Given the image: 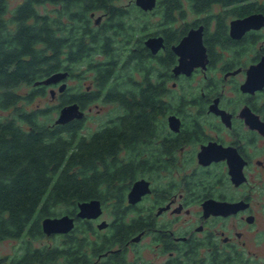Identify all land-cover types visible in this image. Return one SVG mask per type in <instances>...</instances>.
<instances>
[{"label": "flooded vegetation", "instance_id": "obj_1", "mask_svg": "<svg viewBox=\"0 0 264 264\" xmlns=\"http://www.w3.org/2000/svg\"><path fill=\"white\" fill-rule=\"evenodd\" d=\"M66 1L54 3L56 52L65 65L54 72H67L64 82L74 83L57 91H70L67 104L84 113L71 122L82 124L93 107L119 112L83 135L118 128L120 169L102 170L119 179L102 186L112 192L98 200L101 215L106 206L122 214L112 210L98 229L101 215L82 219L77 207L67 214L71 230L50 235L41 219L39 239L58 243L39 246V264H76V256L83 257L78 264H92V245L111 236L113 222L117 241L98 263L264 264V0H155L149 10L114 0L125 13L112 21L104 10H65ZM191 32L180 53L195 64L176 72L181 56L174 48ZM156 38L161 46L153 50L147 41ZM139 118L145 121L138 126ZM128 123L138 130L128 132ZM139 181L146 186L131 203ZM23 256L0 257V264Z\"/></svg>", "mask_w": 264, "mask_h": 264}, {"label": "trees", "instance_id": "obj_2", "mask_svg": "<svg viewBox=\"0 0 264 264\" xmlns=\"http://www.w3.org/2000/svg\"><path fill=\"white\" fill-rule=\"evenodd\" d=\"M113 1L67 0L63 9L72 5L82 12L104 10L112 16L110 21L118 20L125 12L111 5ZM55 2L23 0L9 21L14 26L11 30L5 18L7 0H0V239L39 237L41 219L73 215L79 202L104 201L103 196L112 191L102 190V186H114L119 179L102 170L103 165L120 169L115 156L121 135L116 125L87 137L80 133V121L65 125L41 122L51 108L30 107L35 98L45 96L47 87L33 83L65 66L57 57L54 22L48 19L49 14H36L37 5ZM106 33H101L105 41ZM91 44H99L93 35ZM25 87L29 89L23 92ZM59 101L54 110L70 102L68 93H62ZM137 121L139 126L145 120ZM126 130L135 133L138 128L128 123ZM112 210L116 217L122 214L119 207ZM112 228L111 236L94 241L92 264H108L95 259L117 241L116 223ZM91 231L99 234L94 227ZM82 258L76 256V264ZM16 263L39 264V248L28 247Z\"/></svg>", "mask_w": 264, "mask_h": 264}, {"label": "water", "instance_id": "obj_3", "mask_svg": "<svg viewBox=\"0 0 264 264\" xmlns=\"http://www.w3.org/2000/svg\"><path fill=\"white\" fill-rule=\"evenodd\" d=\"M135 2L144 10L151 9L155 4V0H135ZM98 20L99 17L97 18L96 22H98ZM195 33L196 32H191L188 37L184 38L181 43L176 48H174V50L181 56L180 65L179 67H177L178 69H175L176 72L184 71L187 69L190 70V68L195 64L193 62H187L185 60L187 56H184L180 53L181 50L186 47L187 43L194 38ZM196 40L201 44V36L197 37ZM147 44L151 46L153 50H156L157 48H159V46H161V38L150 39L149 41H147ZM202 51H204L203 47ZM66 77L67 72H53L50 75L35 81L33 83V86H50L61 82L60 86L58 87V91L61 93L66 88V84L64 82ZM55 93L56 92L54 89L49 90L51 98L54 97ZM83 116L84 113L79 109L76 103L65 104L58 110L57 117L54 119L53 124L65 125L67 123H70L74 119L80 120L83 118ZM145 186L146 183L142 181L135 182L128 194L129 202L133 203L135 201L136 196H139L140 192L145 188ZM77 207V217L82 219H96L102 213L101 204L98 199H91L89 201L79 202L77 204ZM41 226L43 232L47 235L53 233H67L73 227V219L67 214L61 215L59 217H45L42 219ZM105 227H107V223L104 220L100 221L97 225L98 229H103Z\"/></svg>", "mask_w": 264, "mask_h": 264}, {"label": "rangeland", "instance_id": "obj_4", "mask_svg": "<svg viewBox=\"0 0 264 264\" xmlns=\"http://www.w3.org/2000/svg\"><path fill=\"white\" fill-rule=\"evenodd\" d=\"M23 0H7V12L5 18L7 19L8 27L12 30L13 23L9 22L14 10L17 8L19 4H21ZM129 0H119L118 4H127ZM132 8H130L131 10ZM37 12L43 16V14H49L48 19L54 21L57 17V13L54 15L55 10V4L50 3H44L36 6ZM100 12H97L99 14ZM9 19V20H8ZM192 18L188 17L187 21H190ZM157 20V16L155 17V22ZM67 84V87L72 85L74 82L67 80L65 81ZM88 82V80H86ZM53 88L56 91V96L51 98L49 94V89ZM57 86L53 87H46V93L45 96H39L35 98L33 104L30 106L31 108H39V109H47V107H50L51 109L48 110V114L45 117H41V122H53L54 119L57 117L58 111L54 110L53 107L55 105H58L60 103L59 97L60 94L57 91ZM29 88L25 87L23 88V92H26ZM69 93L70 91L66 90L65 93ZM98 110V111H97ZM119 113V112H118ZM116 109L114 107H93L91 110V113L87 115L86 119L83 121L81 125V134H88L89 132H92L96 128H98L102 123L106 121L108 117H114L116 114ZM8 114V113H7ZM10 114V113H9ZM113 217L112 210L105 207L103 214L98 219V221L94 222V225H96L97 222H99L101 219H105L106 221L110 222ZM98 232V231H97ZM103 231L99 232L102 233ZM94 240V239H93ZM47 243H58V238L54 239H39V237L31 238V237H21L19 239H7L0 242V257H5L8 260L16 261L20 257H22L26 252L27 248L30 247V249H37L40 245H47ZM147 259V258H144ZM61 263V261H59Z\"/></svg>", "mask_w": 264, "mask_h": 264}]
</instances>
